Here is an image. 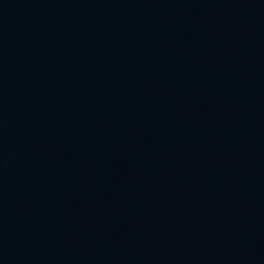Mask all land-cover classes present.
Returning a JSON list of instances; mask_svg holds the SVG:
<instances>
[{
  "label": "water",
  "instance_id": "95a60500",
  "mask_svg": "<svg viewBox=\"0 0 264 264\" xmlns=\"http://www.w3.org/2000/svg\"><path fill=\"white\" fill-rule=\"evenodd\" d=\"M0 264H264V0H0Z\"/></svg>",
  "mask_w": 264,
  "mask_h": 264
}]
</instances>
